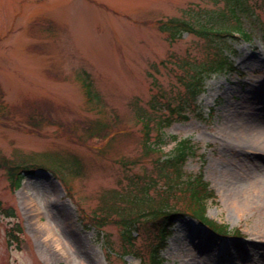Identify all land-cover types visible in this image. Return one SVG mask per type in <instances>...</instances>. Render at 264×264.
<instances>
[{"label": "rangeland", "instance_id": "1", "mask_svg": "<svg viewBox=\"0 0 264 264\" xmlns=\"http://www.w3.org/2000/svg\"><path fill=\"white\" fill-rule=\"evenodd\" d=\"M235 1L0 0V201L18 216L0 213V264H150L158 226L143 220L130 243L119 220L138 221L164 194L157 161L183 139L197 147L184 171L204 173L217 195L207 215L228 234L186 210L163 264H264V0L239 5L248 9L241 17L251 40L175 41L160 30L182 19L218 31L222 14L233 26ZM214 45L238 71L209 76L189 120L165 130L160 152L145 153L140 107L157 119L153 100L186 97L185 83ZM36 113L45 119L39 125ZM5 164L46 170L13 193ZM143 194L154 200L141 204ZM177 205L185 210V201ZM17 222L19 248L6 236Z\"/></svg>", "mask_w": 264, "mask_h": 264}, {"label": "trees", "instance_id": "2", "mask_svg": "<svg viewBox=\"0 0 264 264\" xmlns=\"http://www.w3.org/2000/svg\"><path fill=\"white\" fill-rule=\"evenodd\" d=\"M229 1V0H228ZM235 4H239V1H235ZM236 9V7L234 8ZM237 21H240L237 18ZM167 28L165 31H169L172 34V37L176 38L177 35H180L182 31H189L192 33H196L199 36L205 38H212L213 36L225 37L227 32L224 30L218 31H209L208 28L202 27L198 30L194 29L191 25L185 22H181L179 20H170L167 23ZM241 23H239L238 29H241ZM248 36V34H245ZM222 48L218 49L219 58L214 61L213 65L210 68H203L204 72H215V71H223L226 69L234 70V63L231 61L230 56L227 55ZM216 56V57H217ZM216 66H215V65ZM203 72L198 73V77L194 82L186 83V94L188 97H182L178 102L165 101L164 106H159L156 102H152L153 110H159L160 116L156 119L155 117H149L146 109L140 107V110L137 113L139 121L143 124L146 134L144 138V148L145 153H157L162 149L161 146L165 143L164 131L166 128L170 127L176 121H185L188 120L189 117L184 113L186 109L191 108V104H194L196 100L197 92H200V86L205 79ZM198 86V89H197ZM36 109L34 108V112ZM33 116V115H32ZM30 117L33 119L35 125L41 122V120H45L41 115L37 113L35 116ZM108 129V128H107ZM156 130V139L155 141H151L152 134ZM174 140H177V137H173ZM196 154V148L192 144L190 139L179 141L177 147L174 150V153L170 156H166V158L159 157L157 161L160 166L161 174L163 175L166 184L167 191L164 193V196H160V199L157 201L156 206L150 207V209L141 213L139 217L150 216V223L158 228L164 233L166 228L172 222L176 216H178L179 211L182 210L177 205V201L181 200L182 202L187 201L190 204L191 212L196 216H200L205 222L208 224H213L211 220L206 217L207 212V202L211 199H215V193L208 189L209 185L204 182L203 174L192 176L186 174L183 170L187 159ZM7 175L10 181L9 187L12 192H15L22 183L24 178V173L27 172L26 168H22L21 166L14 165H6ZM153 185H156V181H152ZM150 190V187H148ZM147 188V189H148ZM148 191V190H147ZM146 193L149 194V191ZM144 198V197H143ZM149 200L150 198L147 197ZM146 197V202H149ZM175 200V203L172 201ZM0 213L3 214L7 218H17V213L13 208H6L0 201ZM123 227V236L131 239L134 225L136 222L123 220L120 222ZM23 232V228L20 225V222L14 224L8 231L7 236L9 242H16L18 245L21 242L20 234ZM167 234H164L162 239V243L165 242ZM159 254V253H158ZM155 257L154 264H161V260L159 255Z\"/></svg>", "mask_w": 264, "mask_h": 264}, {"label": "bare ground", "instance_id": "3", "mask_svg": "<svg viewBox=\"0 0 264 264\" xmlns=\"http://www.w3.org/2000/svg\"><path fill=\"white\" fill-rule=\"evenodd\" d=\"M252 144H254L255 143V141L254 140H252V142H251ZM263 155H264V147H263V149H262V152H261ZM64 221L67 223V224H69V222H68V218H67V216H66V214H64Z\"/></svg>", "mask_w": 264, "mask_h": 264}]
</instances>
